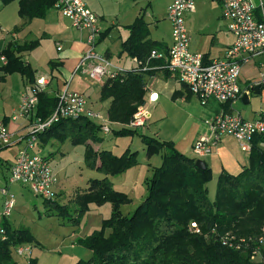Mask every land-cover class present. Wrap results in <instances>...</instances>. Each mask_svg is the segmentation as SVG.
<instances>
[{"label": "trees", "instance_id": "obj_1", "mask_svg": "<svg viewBox=\"0 0 264 264\" xmlns=\"http://www.w3.org/2000/svg\"><path fill=\"white\" fill-rule=\"evenodd\" d=\"M1 1L7 6L14 0ZM56 1L20 0L18 15L24 21L44 19L55 9ZM126 29L129 36L121 44L119 57L135 59L136 66L120 77L100 84V100H111L109 121L123 126L119 130L110 128L109 134L115 138L139 137L147 157L161 156L162 164L154 168L151 178L146 180L145 199L132 215L126 216L121 209L129 205L131 199L117 190L109 177H119L137 167L138 152L127 149L121 156H116L110 150H96L93 145L104 140L100 124L85 117L60 119L38 136L37 151L56 142L84 146L86 168L103 178L90 180L89 188L75 196L73 208L44 200L47 215L62 219L68 226L78 227L90 205H111L110 217L103 220L101 228L75 241L76 245L92 253L89 259H81L76 264H264V253L263 258L255 256L259 246L257 239L264 230V149L261 147L264 135L254 139L249 165L242 172L232 175L223 171L220 174L215 198L211 200L208 185L213 174L208 165L201 170L196 166L197 159L180 153L173 143L126 127L138 109L146 104L148 79L157 71L171 75L165 69V61L150 59L154 50L167 52V45L151 39L144 13ZM106 35L107 32L103 33L101 38ZM39 44L37 40L22 46L7 45L1 53L6 60L3 73H17L34 83L35 71L23 61L21 53L33 51ZM204 59L209 62L207 56ZM184 92L191 95L182 85V89L174 93L173 100L183 97ZM57 105L55 95L39 93L35 118L47 120ZM192 224H196L197 229H193ZM3 227L7 239L0 240V264H17L13 260V249L38 243L25 227L12 229L7 221L3 222ZM226 236L234 237L233 241L240 238H252L253 241L248 247L236 250L224 244ZM30 264H35V260Z\"/></svg>", "mask_w": 264, "mask_h": 264}, {"label": "crops", "instance_id": "obj_2", "mask_svg": "<svg viewBox=\"0 0 264 264\" xmlns=\"http://www.w3.org/2000/svg\"><path fill=\"white\" fill-rule=\"evenodd\" d=\"M19 1L14 0L6 6L0 0V77H4L0 79V121L8 127L12 139L10 146L0 150V156L8 164L9 170L13 161L8 159L13 158V156V159H15L19 151L23 149L24 143L31 133L33 122L36 119L35 116H20L22 96L25 93L29 94L36 81L41 78H44L46 82V86L42 92L56 96L69 85L70 90L84 95L89 111L101 116V119L98 121H103L112 130L123 128L122 125L111 123L108 119V109L111 100L104 102L100 100L101 83H94L89 79L88 71L93 63H87L78 68L86 50V32L74 29L70 22L55 9L49 11L44 19L24 21L18 15ZM83 1L86 7L98 16L102 34L107 32L105 38L100 39L96 51L126 70L134 68L136 66L135 59L119 57V53L121 44L129 36V31L126 27L131 25L142 13H144L145 21L148 23L147 10L145 8L146 0H133L132 4L135 6L133 8L136 12L127 22H124V19L129 14V9L127 8L129 0ZM173 1L169 0L168 8ZM216 1L219 7L217 6L215 22L205 23L203 11L199 7H196L193 13H189L186 16L189 28L186 26L191 37L190 51L207 56L208 61L222 58L226 50L234 42V36L226 29L227 24L221 18L222 0ZM254 2L257 3L258 0H254ZM126 11L127 13L125 14ZM117 25H121L118 27H121L123 31L119 32L116 38L110 35L115 31ZM150 33L153 41L164 43L167 45V48L171 45L172 40L171 42H168L166 38L157 40L152 36L151 29ZM37 40L40 41V44L36 49L21 53L23 61L27 62L35 71L34 83L29 82V80L17 73L4 74L2 68L6 65V60H3L4 57L1 53L7 45L14 43L22 46L25 43ZM58 47L62 48L61 51L58 50ZM262 75H264V56L249 59L242 66L239 79L241 93L239 99L227 105L210 100L207 105L203 106L197 97L187 92H184V96L180 99L173 100L174 93L182 89V84L176 77L172 75L166 76L162 71H157L156 75L149 78L147 82L146 104L143 107L148 112L149 117L147 118L146 125L141 128H151L149 123L153 118V108L160 107L161 105L163 108V106L170 104V109L175 108L173 116H175L176 120L172 121L174 130L164 134L163 128H161L160 132L156 133L158 137L156 138L173 143L180 153L189 158L197 159L193 153V145L200 137L208 133L207 121L212 119L216 113L225 111L226 113L239 114L244 120L248 121H254L264 115V82L261 81ZM256 86H259L258 95L254 94ZM152 95L153 97L150 100ZM244 95L248 96L249 103L247 105L243 102ZM165 119L167 120L166 117ZM166 120L158 121V124L160 122L166 124ZM141 128L137 130L139 131ZM129 139V137L115 138V140H110L107 144L108 147L105 148L103 146L104 140L102 143L94 144L93 146L96 150H110L116 156H121L127 149L131 150L129 145L126 144ZM17 145L19 146L17 147ZM51 145L53 146L54 144L51 143ZM261 147L264 149V143L261 144ZM8 148H13L14 154H10ZM153 158H150L147 162L150 172L154 168H157L151 163ZM200 160L204 161L212 170L213 180L210 184H216L218 177L223 171L232 175L242 172L249 165V154L241 151L238 142L234 138L226 137L214 148L209 156ZM131 170L117 178L109 177V180L114 184L116 189L120 185L119 187L122 190L119 191L126 193L131 199V204L129 205H134L135 201L138 203L136 205H139L145 199L147 191L145 192L144 189H140V193H137V184H133V181L131 183L128 182V174ZM63 185V182L61 183L60 180L59 193L60 190L63 191ZM88 188L89 186L84 190ZM100 210L103 211L101 212ZM111 210L110 204H105L101 207L90 205L88 213L81 220V225L78 228L72 229V234L69 238L71 247L75 249V241L77 239L87 237L90 233H93L84 232V234H81L83 220L86 219L85 226L90 223L91 229L97 231L101 228L103 220L110 217ZM5 221L9 223L12 229L21 227L14 217L7 218L3 222ZM36 241L39 246L35 244L32 246L40 248L39 252L41 253L39 256L31 257L35 260V264H53L52 253L46 252L47 249L43 251L45 248L37 239ZM91 255L92 253L88 251L84 256L86 258L81 259L87 260ZM81 259L70 258L72 262L69 264H75L77 260ZM17 264L19 263L17 262Z\"/></svg>", "mask_w": 264, "mask_h": 264}, {"label": "built area", "instance_id": "obj_3", "mask_svg": "<svg viewBox=\"0 0 264 264\" xmlns=\"http://www.w3.org/2000/svg\"><path fill=\"white\" fill-rule=\"evenodd\" d=\"M194 0H174L167 10V19L172 25V42L167 52L152 51L150 59L165 61V69L197 97L205 106L210 100L222 105L237 101L240 97L239 79L244 63L249 59L264 56V2L254 0H222L221 18L227 24L228 31L234 36L232 46L226 50L222 58L205 62L204 55L190 51L191 37L186 26V16L195 11ZM57 10L67 19L74 29L87 34L86 50L78 66L93 63L88 71L90 81L102 83L114 80L126 72V69L100 55L97 45L102 30L98 16L89 10L83 0H57ZM61 47L58 50L61 51ZM3 60H5L3 58ZM136 63L137 61L134 60ZM144 70H146L144 68ZM264 82V75L262 80ZM46 86L44 78L36 81L31 92L25 93L21 99L20 116H34L38 105V94ZM58 105L53 115L47 120L35 119L30 137L19 151L15 162L10 167L8 184H21L28 187L36 197L54 201L56 177L51 163L46 156L36 153L38 136L49 129L60 119H79L85 117L102 126L101 132L110 133L109 125L98 121L101 116L87 109V101L83 94L73 92L69 85L56 95ZM153 95L150 97L152 99ZM148 112L140 107L127 128L138 129L146 125ZM208 133L200 137L193 145V153L197 159L209 156L214 148L226 137L234 138L242 152L249 154L256 137L264 135V115L254 121L244 120L239 114L220 111L207 121ZM12 144L8 127L0 121V150ZM0 240H6L3 221L9 218L15 206V197L8 187L0 189ZM197 229L196 224H192ZM198 232V230H196ZM234 237L226 236L224 244L241 250L248 247L252 238L233 241ZM249 241V243H248ZM259 246L255 256L264 253V230L257 239ZM33 246L24 244L16 248L19 257H32Z\"/></svg>", "mask_w": 264, "mask_h": 264}, {"label": "rangeland", "instance_id": "obj_4", "mask_svg": "<svg viewBox=\"0 0 264 264\" xmlns=\"http://www.w3.org/2000/svg\"><path fill=\"white\" fill-rule=\"evenodd\" d=\"M196 7L201 8L203 11V18L206 22H215V18L217 16V1L214 0H194ZM264 2V0H262ZM259 2V0H258ZM257 2V3H258ZM133 0H129V4L127 5L128 16L124 19V22L129 21L136 10L133 8ZM143 3V1H142ZM169 0H146L145 8L147 10V21L149 23V27L153 33V37L157 40H161V38H166L168 42L172 40V25L170 21L167 19V8H168ZM150 4V6H148ZM219 7V6H218ZM131 11V12H130ZM127 11L125 12V14ZM188 20V18H187ZM187 22V21H186ZM158 25V27H156ZM186 25L189 28L188 22ZM121 25H117L115 31L110 36H115L117 38L119 32H122V28L118 27ZM227 29V28H226ZM228 30V29H227ZM207 32V31H206ZM198 101V100H197ZM158 105V104H157ZM169 105H165L162 108V105L159 107H155L152 109L153 118L149 125H151L150 129L141 128L138 133L142 135H147L149 137L156 138L157 132H160V129L163 128L164 134L172 132L174 128L172 127V121H175L176 118L173 116L175 114V108H169ZM201 107V106H200ZM167 118V123L158 121H165L164 118ZM154 121H157L154 123ZM132 121L128 124L130 125ZM115 128V127H112ZM146 129V130H145ZM117 130V129H115ZM104 138V148L108 147V142L110 140H115V137L112 134L103 135ZM29 138V137H28ZM129 141L126 144L129 145L132 152H138V162L139 165L132 169L128 174V182L133 184L136 183V192L140 193V189L146 192V180L151 178L152 171L150 172L148 169V160L149 158L145 152V146L141 142V139L137 136L129 137ZM158 138V137H157ZM132 140V141H131ZM49 147L42 148L40 150H36L38 154L42 156L50 157L51 168L56 177V184L54 187L55 197L59 204L70 205V208H73L72 201L75 199V196L78 192H85L84 190L87 186H89V181L93 179H102L103 176L95 171H91L86 168L84 163V146H73L70 142H66L65 144L53 143ZM26 144L24 143V146ZM19 145H17L18 147ZM24 148V147H23ZM7 150V149H6ZM10 154H14L13 148H8ZM18 151V148H17ZM109 151V150H107ZM52 154V155H51ZM14 158V156H13ZM10 158L8 160L15 162L16 158ZM10 161V162H11ZM153 166L160 167L162 164L161 156H154L151 161ZM9 166L6 161L2 160V156H0V189L4 187H8V190L15 197V206L11 214V218L19 223L21 227H25L29 229L34 237L40 242V244L45 248L43 251L47 249L46 252L52 253V261L53 264H69L72 262L70 258H86L85 254L89 251L79 245H76L75 249L71 247L69 242L70 235L72 234V229L75 227L68 226L63 222L62 219L54 216L49 217L46 212V207L44 204V200L40 197H36L32 191L21 184H13L9 185ZM58 177H57V175ZM122 176V175H121ZM59 178V179H58ZM114 178V177H113ZM117 178V177H115ZM63 182V191L60 190L58 192V187ZM118 181V180H117ZM118 183V182H117ZM117 186L118 190H122ZM61 188V186H60ZM209 189V197L211 200L215 198L216 195V184L212 183L208 185ZM1 200V195H0ZM131 204V203H130ZM136 201L134 205H127L122 207V213L126 216L132 215L133 212L139 205ZM2 210L0 203V211ZM101 212L103 210H100ZM9 217V218H10ZM8 218V219H9ZM1 221V218H0ZM85 220H83V226L81 230V234L84 232H95L94 229H91V225L85 226ZM81 225V224H80ZM16 226V224H14ZM79 227V226H78ZM77 227V228H78ZM92 230V231H90ZM91 234V233H90ZM85 238V237H84ZM40 246V247H42ZM17 248V247H16ZM16 248L13 249L14 261H17L19 264H30L33 260L31 257H19L16 254ZM34 248V247H33ZM40 248L36 247L33 249V258L39 256L41 252ZM85 260V259H84ZM79 261V260H77ZM76 261V262H77ZM75 262V264H76Z\"/></svg>", "mask_w": 264, "mask_h": 264}, {"label": "water", "instance_id": "obj_5", "mask_svg": "<svg viewBox=\"0 0 264 264\" xmlns=\"http://www.w3.org/2000/svg\"><path fill=\"white\" fill-rule=\"evenodd\" d=\"M258 93H259V86H256L255 89H254V94H255V95H258ZM243 102H244L245 105H247V104L249 103V101H248V96H247V95H244V96H243ZM196 166H197L199 169H201V170H204V169L206 168V164L204 163V161H202V160H200V159H198V160L196 161Z\"/></svg>", "mask_w": 264, "mask_h": 264}]
</instances>
